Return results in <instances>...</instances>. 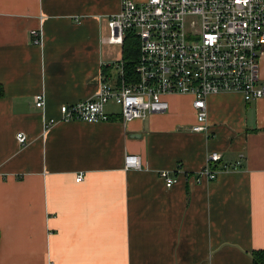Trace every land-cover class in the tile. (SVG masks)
Segmentation results:
<instances>
[{"label": "crops", "instance_id": "obj_1", "mask_svg": "<svg viewBox=\"0 0 264 264\" xmlns=\"http://www.w3.org/2000/svg\"><path fill=\"white\" fill-rule=\"evenodd\" d=\"M120 9L0 0V264H254L264 253V99L208 97L201 133L190 95L126 125L114 103L108 122L61 120L60 108L95 97L122 58L107 42ZM212 152L218 175L198 183ZM127 155L142 169L126 170ZM162 172L177 179L170 189Z\"/></svg>", "mask_w": 264, "mask_h": 264}, {"label": "built area", "instance_id": "obj_2", "mask_svg": "<svg viewBox=\"0 0 264 264\" xmlns=\"http://www.w3.org/2000/svg\"><path fill=\"white\" fill-rule=\"evenodd\" d=\"M108 28L112 45L123 47L129 34L138 37L134 69L126 72L122 58L113 63L100 78L95 97L60 108L62 121L108 122L106 107L114 103L126 125L167 113L170 96L190 95L197 119L191 131L201 133L208 130V97L240 93L246 102L264 99V0H121L120 12L108 18ZM31 35L34 44L42 42L39 31ZM45 104L44 95L35 96L36 108ZM56 122L50 119L47 126ZM17 141L26 145L28 138L19 133ZM221 159L220 153H209L196 181L216 179L214 166ZM125 169H142L140 157L127 155ZM161 178L169 189L177 181L168 172ZM83 179L77 176V182Z\"/></svg>", "mask_w": 264, "mask_h": 264}, {"label": "trees", "instance_id": "obj_3", "mask_svg": "<svg viewBox=\"0 0 264 264\" xmlns=\"http://www.w3.org/2000/svg\"><path fill=\"white\" fill-rule=\"evenodd\" d=\"M140 43L139 39L135 34H129L124 42L122 59L126 63V72L130 73L134 69V64L139 57ZM3 92L0 88V96ZM254 264H264V253L255 255Z\"/></svg>", "mask_w": 264, "mask_h": 264}, {"label": "rangeland", "instance_id": "obj_4", "mask_svg": "<svg viewBox=\"0 0 264 264\" xmlns=\"http://www.w3.org/2000/svg\"><path fill=\"white\" fill-rule=\"evenodd\" d=\"M143 1H144V0H143ZM117 49H118V48H117ZM118 51H119V53H120L121 48H119ZM117 57H120V54H119V55L117 54ZM120 58H121V57H120ZM120 60H121V59H120ZM120 60H119V61H120ZM117 62H118V61H117ZM260 64H261V67H260V69H261V75L264 77V58H262V60L260 61ZM169 98H170V97H169ZM169 98H168V99H169ZM168 99H167V100H168ZM117 109H118V107H117Z\"/></svg>", "mask_w": 264, "mask_h": 264}]
</instances>
